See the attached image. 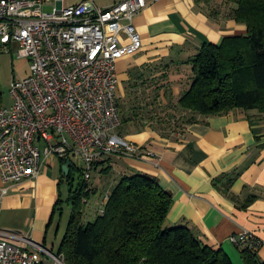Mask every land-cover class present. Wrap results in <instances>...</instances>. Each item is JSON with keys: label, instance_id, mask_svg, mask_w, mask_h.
Wrapping results in <instances>:
<instances>
[{"label": "crops", "instance_id": "0c3cea01", "mask_svg": "<svg viewBox=\"0 0 264 264\" xmlns=\"http://www.w3.org/2000/svg\"><path fill=\"white\" fill-rule=\"evenodd\" d=\"M235 7L230 0H156L136 17L143 48L117 63L122 126L115 135L138 146L140 156L102 157L92 174L94 194L86 221L102 213L106 197L124 177L146 174L173 198L169 224H188L206 245L223 249L234 264L244 261L231 241L233 235L247 230L264 242V114L239 109L201 116L179 105L191 81L189 61L203 45L247 35V26L232 16ZM177 112L188 118L174 130L151 116ZM73 163V169L84 167L77 159ZM63 167L58 158L46 159L36 180L9 185L0 171V239L20 248L25 246L23 239H30L63 258L53 254L60 249L58 236L57 243L50 238L55 210L63 208L70 194ZM4 189L8 193L2 196ZM259 255L264 260V247ZM52 259L43 256L44 264H53Z\"/></svg>", "mask_w": 264, "mask_h": 264}, {"label": "built area", "instance_id": "2783aa9c", "mask_svg": "<svg viewBox=\"0 0 264 264\" xmlns=\"http://www.w3.org/2000/svg\"><path fill=\"white\" fill-rule=\"evenodd\" d=\"M52 1L54 10L44 12ZM64 1L0 0V44L17 43L18 56L31 63L30 74L12 84L13 105L0 107V171L6 185L36 180L46 159L58 158L70 168L77 159L91 191L102 157L140 156L138 146L115 135L122 126L117 63L142 50L134 20L156 0H124L110 8L94 0L70 6ZM7 193L4 189L2 196ZM23 240L20 248L0 239V264H44V255L63 264L43 245ZM231 241L256 253L264 247L247 230Z\"/></svg>", "mask_w": 264, "mask_h": 264}, {"label": "trees", "instance_id": "16d2710c", "mask_svg": "<svg viewBox=\"0 0 264 264\" xmlns=\"http://www.w3.org/2000/svg\"><path fill=\"white\" fill-rule=\"evenodd\" d=\"M230 1L236 5L232 16L247 26V35L225 37L219 45L204 44L191 58V81L179 101L184 111L201 116L239 109L264 114V0ZM2 98L0 90V107ZM75 173L80 177L77 186ZM63 176L70 185L67 203L72 205L59 249L66 264H234L223 249L206 245L188 224H169L173 198L156 178L124 177L108 196L102 213L86 221L93 188L86 190L81 168L71 167ZM240 251L244 264H264L259 253Z\"/></svg>", "mask_w": 264, "mask_h": 264}, {"label": "rangeland", "instance_id": "374dc122", "mask_svg": "<svg viewBox=\"0 0 264 264\" xmlns=\"http://www.w3.org/2000/svg\"><path fill=\"white\" fill-rule=\"evenodd\" d=\"M79 0H65L64 3L67 6H70L74 3H77ZM97 5L100 7H106L112 4L115 0H94ZM56 6L55 2L45 3L44 12L51 13ZM20 47L17 43H12L11 45L4 46L0 44V90L3 94L2 98V106L3 107H11L13 105V96L11 93L12 84L15 80H19L22 78H26L30 74V65L29 60L21 59L18 56V51ZM123 113V112H122ZM151 116H155L163 123L166 128H170L174 130V127L181 128L184 122L187 120V116H183L182 112L166 114H151ZM146 119L150 120V117H146ZM185 120V121H184ZM81 169H84L80 166ZM75 185H79L80 177L77 173L74 175ZM63 212L58 211L57 220L55 222L54 228L51 231V241L57 243V236L62 243L65 238L66 231L68 228V224L70 221L71 213H72V205L67 203L65 198V202L62 204ZM59 226V228H58ZM57 240V241H56ZM55 256L59 255V250L53 253ZM53 264H57L54 259H52ZM63 264H66L64 258L61 260Z\"/></svg>", "mask_w": 264, "mask_h": 264}, {"label": "water", "instance_id": "95a60500", "mask_svg": "<svg viewBox=\"0 0 264 264\" xmlns=\"http://www.w3.org/2000/svg\"><path fill=\"white\" fill-rule=\"evenodd\" d=\"M63 170H64V173H65L66 175H68L69 172H70L69 164L64 165Z\"/></svg>", "mask_w": 264, "mask_h": 264}]
</instances>
